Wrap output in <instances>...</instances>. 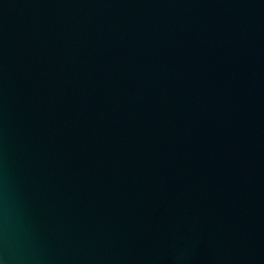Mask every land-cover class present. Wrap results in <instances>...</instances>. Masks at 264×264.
Returning <instances> with one entry per match:
<instances>
[{
    "label": "water",
    "instance_id": "95a60500",
    "mask_svg": "<svg viewBox=\"0 0 264 264\" xmlns=\"http://www.w3.org/2000/svg\"><path fill=\"white\" fill-rule=\"evenodd\" d=\"M0 264H264V0H0Z\"/></svg>",
    "mask_w": 264,
    "mask_h": 264
}]
</instances>
